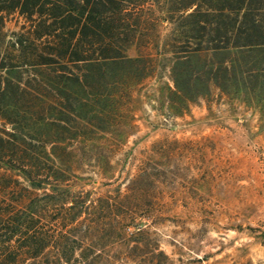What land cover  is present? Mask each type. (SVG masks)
<instances>
[{"label": "trees", "instance_id": "16d2710c", "mask_svg": "<svg viewBox=\"0 0 264 264\" xmlns=\"http://www.w3.org/2000/svg\"><path fill=\"white\" fill-rule=\"evenodd\" d=\"M11 16L23 30H4ZM163 76L168 117L213 92L262 117L264 0H0V169L51 190L23 202L0 175V264L44 250L52 182L100 165L101 140L133 132L143 83Z\"/></svg>", "mask_w": 264, "mask_h": 264}, {"label": "rangeland", "instance_id": "374dc122", "mask_svg": "<svg viewBox=\"0 0 264 264\" xmlns=\"http://www.w3.org/2000/svg\"><path fill=\"white\" fill-rule=\"evenodd\" d=\"M22 24L11 16L4 30ZM166 81L143 83L133 132L103 138L100 165L92 154L52 182L38 224L48 245L17 264H264V114L213 92L168 117ZM0 175L23 202L51 193Z\"/></svg>", "mask_w": 264, "mask_h": 264}]
</instances>
